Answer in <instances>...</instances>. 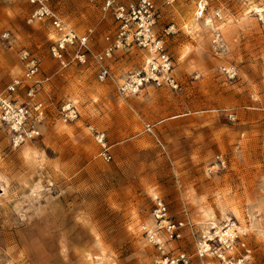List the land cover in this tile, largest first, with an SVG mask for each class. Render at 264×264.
Segmentation results:
<instances>
[{
  "label": "rangeland",
  "instance_id": "374dc122",
  "mask_svg": "<svg viewBox=\"0 0 264 264\" xmlns=\"http://www.w3.org/2000/svg\"><path fill=\"white\" fill-rule=\"evenodd\" d=\"M153 1L179 88L122 96L118 87L145 68L147 52L117 47L102 82L93 56L82 64L70 47L66 66L53 57L58 36L33 19L35 5L0 0V88L22 78L21 53L31 52L41 84L34 98L27 83L14 98L43 103L46 116L41 135L20 146L0 121V264H157L145 235L156 196L172 220L188 223L168 244L191 264H219L199 259L196 242L227 221L246 233L244 264H264V0H213L201 19L197 0ZM106 2L50 6L79 35L91 31L99 55L120 33ZM67 103L76 121H63ZM89 126L105 133L110 161Z\"/></svg>",
  "mask_w": 264,
  "mask_h": 264
},
{
  "label": "built area",
  "instance_id": "2783aa9c",
  "mask_svg": "<svg viewBox=\"0 0 264 264\" xmlns=\"http://www.w3.org/2000/svg\"><path fill=\"white\" fill-rule=\"evenodd\" d=\"M28 1L37 7L33 19L48 21L58 36L51 51L53 57L63 66L67 65L68 48L74 47L76 49L74 59L78 62L85 64L89 56L94 57L100 66L99 80L104 82L111 77L106 61L112 57L114 50L117 47L134 44L148 53V59L144 69L133 73L118 87L122 96L137 94L149 85L174 90L179 88L174 74V63L165 47L164 38L157 36L154 31L156 8L153 0H139L129 5L122 4L119 0H107L106 7L114 9L120 33L116 43L109 45L99 55H94L90 48L91 31L79 35L51 8V0ZM212 1L197 0L198 18L201 19L207 14ZM216 15L221 18L220 12ZM21 61L25 69L22 78H16L5 88H0V121L10 129L15 146L38 138L41 132L37 125L46 117L43 103L32 100L27 104H19L14 98L26 83L30 85L28 96L34 98L38 84H41L36 80L40 71L37 57L26 50L21 53ZM78 118L79 111L73 103H67L62 107V119L65 123L76 121ZM88 130L103 148L104 159L110 161L105 133L97 131L93 126H89ZM153 202L152 218L155 225L146 228L145 235L148 243L158 252L157 264H191V258L185 252L172 251L168 244L182 238L184 229L189 226L188 223L172 220L169 207L163 198L156 196ZM245 236L246 233L236 221H227L223 226L212 225L210 230L203 231L197 239L196 256L203 260L218 261L219 264H244L247 256H243L241 252L247 254L250 252L246 246Z\"/></svg>",
  "mask_w": 264,
  "mask_h": 264
}]
</instances>
